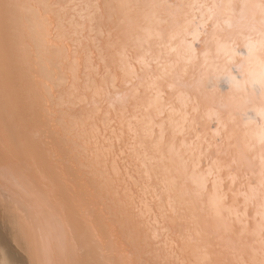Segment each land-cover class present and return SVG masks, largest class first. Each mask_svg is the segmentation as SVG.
<instances>
[{
  "label": "snow or ice",
  "instance_id": "obj_1",
  "mask_svg": "<svg viewBox=\"0 0 264 264\" xmlns=\"http://www.w3.org/2000/svg\"><path fill=\"white\" fill-rule=\"evenodd\" d=\"M132 16L138 23L126 26L122 17ZM233 22L236 32L218 35ZM244 31L256 33L258 44ZM49 32L67 45L62 52L71 78L43 60L41 97L32 85L31 62H21L19 49L24 40L46 39ZM0 40L4 190L17 204L23 198L32 212L37 251L50 257L41 264H99L85 234L69 253L51 223L68 218L75 233L85 201L103 197L96 174L113 186L123 176L159 200L157 190L143 183L155 175L173 214L177 191L181 207L198 202L222 230L218 238H228L216 259L203 264H264V0H0ZM190 69L198 76H189ZM193 80L197 92L218 98L228 112L227 120L213 113L211 136L200 131L198 106L186 91ZM81 105L86 112L74 116L71 109ZM112 112L115 119H109ZM89 127L86 140L79 129ZM147 255L154 258L138 264H182L170 259V249Z\"/></svg>",
  "mask_w": 264,
  "mask_h": 264
},
{
  "label": "bare ground",
  "instance_id": "obj_2",
  "mask_svg": "<svg viewBox=\"0 0 264 264\" xmlns=\"http://www.w3.org/2000/svg\"><path fill=\"white\" fill-rule=\"evenodd\" d=\"M85 2L117 5L144 3L149 0H85ZM167 2H175V0H167ZM234 2L240 3L241 0H234ZM122 19L126 26L138 23L134 16L122 17ZM236 31L237 28L233 22V27L225 26L224 31L218 35L225 37ZM243 35L251 36L252 40L258 44L259 36L256 33L244 31ZM238 43L241 46L237 48V51L243 53L245 51L242 46L244 41L238 38ZM66 47L67 45L62 43L54 32L47 33L46 39L40 35L36 39H26L22 42L19 49L21 62L24 64L31 62L34 69L32 85L41 97L45 96L40 80L43 60L52 62L53 71L58 65L59 74L64 79L71 78V63L62 52ZM196 47L198 52L203 51L200 45ZM3 57V42L0 40V92L3 88ZM79 59L82 65V57ZM239 63L237 58L236 64L231 66L233 75H238L236 65ZM135 67L138 71L139 66ZM119 75L117 73L118 77ZM194 75L198 76L190 69L189 76ZM117 87L121 89V92L125 91L119 78ZM220 87L222 91H226L227 84L221 83ZM196 88V81L193 80L186 91L198 106L196 118L201 126L200 131L211 136L216 129V116L213 113H219L221 120H227L228 112L218 98L214 100L202 91L197 92ZM52 108L55 111L54 104ZM118 110L119 106H117ZM189 111H191V105ZM71 112L78 117L86 112V108L83 105L77 106L72 108ZM252 115L255 116V113ZM115 118L116 112H112L109 119ZM99 119H103V116ZM79 132L85 136L86 140L91 137L90 127L81 128ZM4 168L5 159L3 153L0 152V264H41L50 257L44 251L39 253L37 251L40 234L33 232V214L24 199L22 198L19 204L8 199L4 190ZM88 174L89 170L85 168L82 175L88 176ZM94 181L97 190L103 192V197L99 200L85 201L84 215L75 233L70 230L68 218L61 216L51 221L54 236L63 241L69 253L74 251L83 233L87 236L93 258L99 264H138L142 259L154 258L147 255L149 252L164 253L169 249L175 254L170 259L179 260L182 264H203L206 259H216L218 247H223L227 243V237L223 240L218 238L222 230L210 214L201 210L198 202L193 200L181 207L178 191L172 196L173 206L178 209L177 214H173L169 208V197L167 194L160 193L159 189L162 185L155 175L152 176L150 182L144 181L143 183H148L150 189L157 190V195H160L159 200L155 199L151 192L144 195L132 181H126L123 176L114 186L107 184L99 174L94 176ZM254 211L253 208L249 209L250 214ZM252 239L248 237L249 242Z\"/></svg>",
  "mask_w": 264,
  "mask_h": 264
}]
</instances>
